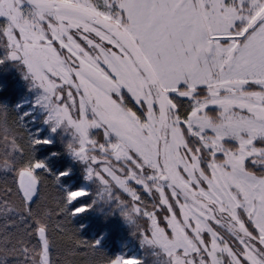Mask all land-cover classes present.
I'll return each mask as SVG.
<instances>
[{"label": "snow or ice", "instance_id": "obj_1", "mask_svg": "<svg viewBox=\"0 0 264 264\" xmlns=\"http://www.w3.org/2000/svg\"><path fill=\"white\" fill-rule=\"evenodd\" d=\"M0 264H264V0H0Z\"/></svg>", "mask_w": 264, "mask_h": 264}]
</instances>
